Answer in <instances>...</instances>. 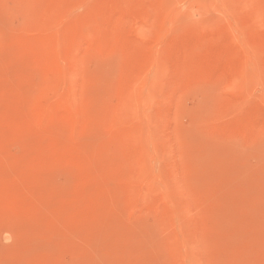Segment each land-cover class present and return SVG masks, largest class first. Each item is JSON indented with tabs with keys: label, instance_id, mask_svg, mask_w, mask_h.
Returning <instances> with one entry per match:
<instances>
[{
	"label": "rangeland",
	"instance_id": "rangeland-1",
	"mask_svg": "<svg viewBox=\"0 0 264 264\" xmlns=\"http://www.w3.org/2000/svg\"><path fill=\"white\" fill-rule=\"evenodd\" d=\"M0 264H264V0H0Z\"/></svg>",
	"mask_w": 264,
	"mask_h": 264
}]
</instances>
